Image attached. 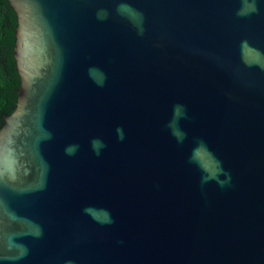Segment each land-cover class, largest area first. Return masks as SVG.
<instances>
[{
    "label": "water",
    "instance_id": "95a60500",
    "mask_svg": "<svg viewBox=\"0 0 264 264\" xmlns=\"http://www.w3.org/2000/svg\"><path fill=\"white\" fill-rule=\"evenodd\" d=\"M8 1L0 264H264V0Z\"/></svg>",
    "mask_w": 264,
    "mask_h": 264
},
{
    "label": "trees",
    "instance_id": "16d2710c",
    "mask_svg": "<svg viewBox=\"0 0 264 264\" xmlns=\"http://www.w3.org/2000/svg\"><path fill=\"white\" fill-rule=\"evenodd\" d=\"M18 15L8 0H0V130L18 104L21 78L14 55Z\"/></svg>",
    "mask_w": 264,
    "mask_h": 264
},
{
    "label": "clouds",
    "instance_id": "9594fccd",
    "mask_svg": "<svg viewBox=\"0 0 264 264\" xmlns=\"http://www.w3.org/2000/svg\"><path fill=\"white\" fill-rule=\"evenodd\" d=\"M179 110H180V106H176L174 108V114H178ZM117 132H118L119 138L123 139V130L122 129H117ZM92 143H93V147L94 148L97 147L98 145H100V141H97V140H94Z\"/></svg>",
    "mask_w": 264,
    "mask_h": 264
}]
</instances>
